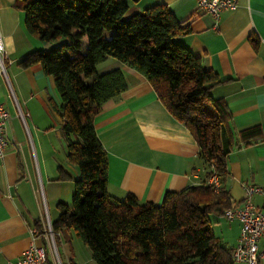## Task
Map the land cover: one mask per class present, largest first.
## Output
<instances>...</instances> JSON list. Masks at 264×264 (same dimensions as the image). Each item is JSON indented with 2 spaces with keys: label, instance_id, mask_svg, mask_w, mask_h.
Listing matches in <instances>:
<instances>
[{
  "label": "trees",
  "instance_id": "16d2710c",
  "mask_svg": "<svg viewBox=\"0 0 264 264\" xmlns=\"http://www.w3.org/2000/svg\"><path fill=\"white\" fill-rule=\"evenodd\" d=\"M138 1L16 0L29 32L54 45L30 51L19 64H39L53 76L61 103L52 102V108L62 122L68 161L79 171L73 202H60L59 217L52 221L56 238L73 232L96 264H235L234 248L213 231L218 217L237 205L227 187L229 150L221 142V129L232 116L226 101L212 94L224 80L177 42L190 32L188 20H179L162 3L130 14V3ZM250 41L257 48L254 34ZM109 57L144 75L166 109L189 129L209 168L201 183L167 191L160 203L141 202L132 193L121 199L109 194L108 153L94 118L128 86L119 68L97 72ZM239 136L250 145L261 139L262 128L242 129ZM214 173L218 191L208 183ZM60 178L70 176L61 172ZM35 226L42 234V225Z\"/></svg>",
  "mask_w": 264,
  "mask_h": 264
},
{
  "label": "crops",
  "instance_id": "0c3cea01",
  "mask_svg": "<svg viewBox=\"0 0 264 264\" xmlns=\"http://www.w3.org/2000/svg\"><path fill=\"white\" fill-rule=\"evenodd\" d=\"M157 3L166 4L179 20H188L190 32L178 36L177 42L224 80L212 94L223 98L231 112V122L221 129V142L229 150L227 187L240 205L244 185L264 186V0H238L234 9L221 12L219 20L200 11L198 0H139L130 3V14ZM0 33L10 81L0 74V102L10 112L9 147L0 159V264H10L30 246L36 222L43 227L47 218L57 220L58 204L73 202L79 171L68 161L62 122L52 108V102L61 103L53 76L39 64L27 68L19 64L30 51L54 45L29 32L25 11L16 7V0H0ZM253 34L259 39L257 48L250 41ZM116 68L124 73L127 89L106 102L94 118L108 153L109 194L121 199L132 193L141 202L160 203L167 191L201 183L209 168L189 129L166 109L147 78L127 64L109 57L97 72ZM17 106L28 115L26 124ZM254 125L261 126V139L246 145L239 131ZM61 172L70 179L60 178ZM254 201L264 205L260 196ZM233 223L222 229L229 236L215 235L234 248L240 224ZM66 232L60 235L69 250L66 260L80 264L75 247L84 250V243Z\"/></svg>",
  "mask_w": 264,
  "mask_h": 264
},
{
  "label": "built area",
  "instance_id": "2783aa9c",
  "mask_svg": "<svg viewBox=\"0 0 264 264\" xmlns=\"http://www.w3.org/2000/svg\"><path fill=\"white\" fill-rule=\"evenodd\" d=\"M237 4L238 0H198L199 10L213 15L217 20L223 10L234 9ZM6 55L0 33V74L10 83L6 69ZM18 112L26 124L28 115L23 113L20 107ZM9 119V110L0 102V159L5 157L9 147L6 137ZM208 183L215 191H218L221 186L215 173L210 176ZM244 191L242 203L226 210L221 216L229 221L237 220L240 223V236L233 250L234 262L260 264L264 259V205H257L254 198L260 196L264 200V186L247 184L244 185ZM31 232L33 241L30 246L10 264H64L57 248L56 233L51 220L48 218L45 220L42 234L38 233L36 227H33ZM42 238L44 241L39 242ZM49 253L51 258L48 256Z\"/></svg>",
  "mask_w": 264,
  "mask_h": 264
},
{
  "label": "rangeland",
  "instance_id": "374dc122",
  "mask_svg": "<svg viewBox=\"0 0 264 264\" xmlns=\"http://www.w3.org/2000/svg\"><path fill=\"white\" fill-rule=\"evenodd\" d=\"M130 15L128 14L127 15V17H129ZM10 85V87H11V84H9ZM10 92V91H9ZM10 94V93H9ZM10 96L12 97L13 95H11L10 94ZM13 99L15 100V98H14V96H13ZM16 101V100H15ZM218 221L216 222V223H214V225H213V231L217 234V235H219V236H224V235H226V236H229L228 235V233L227 232H224V234L222 233V229L223 228H225V230L224 231H226L227 229H229L230 228V224L232 223V221H229V220H227V219H225V218H223L222 216H219L218 217V219H217ZM231 222V223H230ZM236 225H238L239 226V224L240 223H238L237 221H233ZM233 223V224H234ZM66 232V231H65ZM65 237H68L67 236V232L65 233ZM56 241H57V248H58V251H59V254H60V256H61V259H62V261H63V263L64 264H68V262H67V260H66V254L67 253H69L66 249H65V247H64V241H63V237H60V235H58L57 236V238H56ZM84 250L83 249H81V248H78L77 249V247H75V249H76V254L78 255V261L76 260V263H78L79 261V263L80 264H91V263H89V259L90 258H92V256H91V252H90V250L84 245ZM49 258H51L50 256H51V254L49 253ZM93 264H96V262L94 261V259H93Z\"/></svg>",
  "mask_w": 264,
  "mask_h": 264
}]
</instances>
